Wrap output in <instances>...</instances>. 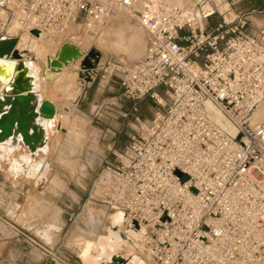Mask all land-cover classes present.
<instances>
[{"label": "built area", "instance_id": "obj_1", "mask_svg": "<svg viewBox=\"0 0 264 264\" xmlns=\"http://www.w3.org/2000/svg\"><path fill=\"white\" fill-rule=\"evenodd\" d=\"M0 0V37L100 23L123 10L146 31L141 57L115 67L122 101L149 97L127 145L101 167L99 197L141 231L145 264H264V25L227 0ZM229 10V3H227ZM95 67L81 70L94 78ZM228 119L224 126L216 116Z\"/></svg>", "mask_w": 264, "mask_h": 264}, {"label": "rangeland", "instance_id": "obj_2", "mask_svg": "<svg viewBox=\"0 0 264 264\" xmlns=\"http://www.w3.org/2000/svg\"><path fill=\"white\" fill-rule=\"evenodd\" d=\"M185 7L189 9L190 5ZM227 9L225 2L217 6L220 12H230ZM253 17L255 24H261ZM146 35L145 29L123 10H114L100 23L70 24L67 31L53 36L52 52L63 42L98 51L95 76L82 78L79 61L66 68L69 77L79 83L77 95L81 88L78 99L77 95L68 97L74 79H63L68 86L62 79L46 85L44 96L57 104L55 119L60 120L62 128L48 138L42 156L48 168L43 175L27 176L13 167L29 155L24 147L10 151L7 145H0V264H87L80 255L84 241L98 243L99 236L109 229L115 231L111 213L117 211L99 197L95 180L102 165L111 162L127 145L135 130L133 117H150L156 109L149 97L135 103L136 111H132L133 102L125 99L122 110L128 115L122 117L111 100L121 91L115 66L141 57ZM102 37L106 38L100 42ZM140 236L137 248L131 252L119 248V254L125 256L133 251L136 258L130 264H141Z\"/></svg>", "mask_w": 264, "mask_h": 264}, {"label": "bare ground", "instance_id": "obj_3", "mask_svg": "<svg viewBox=\"0 0 264 264\" xmlns=\"http://www.w3.org/2000/svg\"><path fill=\"white\" fill-rule=\"evenodd\" d=\"M173 1L179 3L182 6L183 10L186 13H188L190 16H192L195 20L200 21L201 14L192 6L191 0H173ZM186 4L190 5L189 9H187L185 7ZM222 12H224V11H222ZM223 14H224V17L226 19H230L233 16V12L231 14L230 12L225 11ZM91 24H96V23H90V25ZM68 26H66L63 29H59L55 32H50V31L49 32H42L40 35H35L33 33L20 31L18 23L14 20L9 24L8 32H9L10 36L16 37V40H17L16 41V47L24 55L25 59L23 60V63H24V67H25V74L27 76H29V81H30L31 87L34 90V92L36 93L38 101L43 97L47 98L46 96H44V93L46 91V87H47L46 85L50 81L52 82L55 80L60 81V79H62V80L66 79L67 81L72 80V82H73L74 77L70 78L69 74L66 71V68H68L69 66L67 67V65H66L60 69H57V68L52 69L48 65V62L46 61V58L47 57L51 58L55 54V52L59 48V46L61 45L60 44L55 49V51L52 52L53 47H52L51 42H52L53 36L60 34V33L62 34L63 32H65V30L67 31ZM71 37H72L71 40L74 41L75 36L72 34ZM105 38L106 37H102L101 39H99V41L102 42V41H104ZM70 43H72V42H70ZM72 44L76 45V43H74V42ZM76 46L84 52H86L88 50V49L85 50L84 48H81V46H78V45H76ZM78 61L79 60H76L73 62H78ZM1 62H5L6 64H8V62H10V61L7 59L0 58V64H1ZM40 62H41V65H39ZM75 66H77V65H75ZM63 82H64V80H63ZM76 82H77V80L74 79V84L73 85L71 84L72 87L68 90V97H70V98H73V97L75 98L77 93H78L79 83H76ZM54 83H56V81ZM57 84H55L56 88L59 85V84L58 85ZM64 84H66V86L69 85L68 83H65V82H64ZM66 86L65 87L62 86L63 90H64V88H66ZM60 87L61 86H59L58 90H60ZM80 87H81V83H80ZM7 89H8V80H6L3 77H0V97H1L3 92L7 91ZM49 100H51V99H49ZM52 102L54 103V105L56 107V111H55L54 116L52 118H38L37 119L38 123L40 125H42L45 129L46 142H45L44 146L37 148L36 151H34V152H30L29 150L26 149V147H24L20 143V141L16 140L17 137H10L4 142H0V145H7V150H10V151H15L21 147H24L26 149V151L29 155L27 157L25 156L26 158L24 160L16 162L13 165V167L23 170L27 176H30V175L31 176H34V175L40 176V175H43L45 172H47L48 164L43 161L42 156H44V154L46 152L48 138H49L51 133L55 132V130L62 128V125H61L62 123L60 122V120H58L56 122L57 119H55V118L58 116V109H57L56 103L54 101H52ZM64 112H66V111H64ZM60 116L63 117V115H60ZM261 118H264V103H260L253 110V113H252L253 121L259 120ZM216 119L219 121V123H221L224 126H228L230 124L228 119L225 117L217 115ZM42 161L44 162V166L42 168H40L39 163ZM114 210L117 211L118 213L117 212L111 213V217H112L111 218L112 219L111 220V226H114L113 228L115 229V227L118 224H120V222H121V225H120L121 227L118 225L119 227L118 228L116 227L117 229H115V231H113V232L111 231V229H109L108 233L106 235L99 236L100 241L98 243H94L93 241H90V240L84 241V243L81 247V250H80V255H81L82 259L87 264H100V262L106 260L111 254H119V248H123V249L125 248V250L130 249L129 252H131V249L134 250L135 247L137 248V244H139L138 237L141 235V231L138 230V228H134L131 225H127L126 221L122 215V212L120 210H117V209H114ZM120 218H121V220H120ZM120 231L126 233L129 236L128 238L129 239L131 238L133 240V242L132 243L128 242L130 244L125 243L128 239L127 240L124 239L120 235ZM142 248L143 247H142V243H141V247H139V249H138L140 254H141V251H143ZM92 249H95V251H92ZM126 252L127 251H125V254H126ZM139 253H138V255L141 259L139 257L138 258L141 260V264H145L144 259L140 256ZM121 254H119V255H121ZM122 256L124 258H126L125 264H130V262L134 261V259L136 258L133 251H132V253H130V255L125 256L124 254H122ZM138 264H139V262H138Z\"/></svg>", "mask_w": 264, "mask_h": 264}, {"label": "water", "instance_id": "obj_4", "mask_svg": "<svg viewBox=\"0 0 264 264\" xmlns=\"http://www.w3.org/2000/svg\"><path fill=\"white\" fill-rule=\"evenodd\" d=\"M31 33L37 35V30ZM16 37H0V58L10 62L0 64V77L8 80V89L0 97V142L6 141L10 137H17V141L26 147L30 152L45 145V129L37 121L38 118H52L56 107L48 98H41L31 87L29 76L25 74L23 60L24 55L16 47ZM98 51L90 48L86 52L70 42H63L56 50L55 54L46 58L48 65L52 69H60L71 61L79 60L81 70L95 67ZM44 162L39 163L42 168ZM115 229H117L115 227ZM124 239H129L128 235L120 231ZM126 258L119 254H111L100 264H125Z\"/></svg>", "mask_w": 264, "mask_h": 264}, {"label": "crops", "instance_id": "obj_5", "mask_svg": "<svg viewBox=\"0 0 264 264\" xmlns=\"http://www.w3.org/2000/svg\"><path fill=\"white\" fill-rule=\"evenodd\" d=\"M226 3V2H225ZM227 3H229V10L230 12L232 13L233 12V15H234V12L235 11H238V10H249L251 8H254L256 9L258 12L257 13H254L251 15V22L253 24H255L253 22V16H255V19H257L258 21L261 22V24L259 25H264V0H227ZM226 3V5H227ZM255 3V6L253 5ZM238 4V5H237ZM234 9H232V7ZM232 9V10H231ZM233 17V16H232ZM231 17V18H232ZM257 17V18H256ZM230 18V19H231ZM226 19V18H225ZM255 25H258V24H255ZM84 50V49H83ZM72 63H74L73 61L70 62L69 64H67V67L72 65ZM79 95H81V89H80V92L79 94L77 95L76 99L79 98ZM48 98V97H47ZM49 99V98H48ZM75 99V100H76ZM52 101V100H51ZM57 105V104H56Z\"/></svg>", "mask_w": 264, "mask_h": 264}]
</instances>
